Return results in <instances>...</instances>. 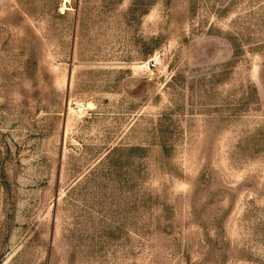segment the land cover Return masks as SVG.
<instances>
[{
	"label": "rangeland",
	"instance_id": "rangeland-1",
	"mask_svg": "<svg viewBox=\"0 0 264 264\" xmlns=\"http://www.w3.org/2000/svg\"><path fill=\"white\" fill-rule=\"evenodd\" d=\"M0 264H264V0H0Z\"/></svg>",
	"mask_w": 264,
	"mask_h": 264
},
{
	"label": "built area",
	"instance_id": "built-area-1",
	"mask_svg": "<svg viewBox=\"0 0 264 264\" xmlns=\"http://www.w3.org/2000/svg\"><path fill=\"white\" fill-rule=\"evenodd\" d=\"M157 59H158V55H157V57H156V56H152V57L149 59V61H148V66H149V67H150V66H155Z\"/></svg>",
	"mask_w": 264,
	"mask_h": 264
}]
</instances>
